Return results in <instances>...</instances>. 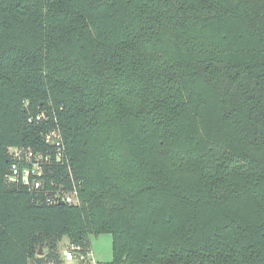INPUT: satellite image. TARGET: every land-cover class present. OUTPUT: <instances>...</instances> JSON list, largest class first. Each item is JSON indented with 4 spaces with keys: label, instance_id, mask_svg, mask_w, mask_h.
Wrapping results in <instances>:
<instances>
[{
    "label": "trees",
    "instance_id": "obj_1",
    "mask_svg": "<svg viewBox=\"0 0 264 264\" xmlns=\"http://www.w3.org/2000/svg\"><path fill=\"white\" fill-rule=\"evenodd\" d=\"M54 129L76 206L5 183ZM104 234L112 264H264V0H0V264Z\"/></svg>",
    "mask_w": 264,
    "mask_h": 264
},
{
    "label": "built area",
    "instance_id": "obj_2",
    "mask_svg": "<svg viewBox=\"0 0 264 264\" xmlns=\"http://www.w3.org/2000/svg\"><path fill=\"white\" fill-rule=\"evenodd\" d=\"M45 118L43 113L30 117L29 123L40 122ZM44 143L52 148L47 152H35L29 148L10 147L8 157L10 160L9 169L5 177L7 185H19L26 187L31 192H42L45 195L46 203L57 204L63 202L66 205L76 206L80 204L77 186L72 183L71 189L64 190L60 185L58 190L45 191L44 176L46 171L52 167H60L67 164L64 158V149L58 129L47 132L44 136ZM53 185V184H51ZM90 254L80 253L77 246H68L60 253V262L48 264H105L95 262Z\"/></svg>",
    "mask_w": 264,
    "mask_h": 264
},
{
    "label": "rangeland",
    "instance_id": "obj_3",
    "mask_svg": "<svg viewBox=\"0 0 264 264\" xmlns=\"http://www.w3.org/2000/svg\"><path fill=\"white\" fill-rule=\"evenodd\" d=\"M90 241V258L95 262H101L105 264H112L111 255V236L109 234L91 236ZM67 242V238H62L59 243V247L63 246Z\"/></svg>",
    "mask_w": 264,
    "mask_h": 264
},
{
    "label": "crops",
    "instance_id": "obj_4",
    "mask_svg": "<svg viewBox=\"0 0 264 264\" xmlns=\"http://www.w3.org/2000/svg\"><path fill=\"white\" fill-rule=\"evenodd\" d=\"M67 247H68V241H67L66 243H64L63 246L59 247V251H60V253H61V251H62L63 249H65V248H67Z\"/></svg>",
    "mask_w": 264,
    "mask_h": 264
},
{
    "label": "water",
    "instance_id": "obj_5",
    "mask_svg": "<svg viewBox=\"0 0 264 264\" xmlns=\"http://www.w3.org/2000/svg\"><path fill=\"white\" fill-rule=\"evenodd\" d=\"M57 205H64V203H63V202H59V203H57ZM41 254H42V249L39 248V253H38V255L40 256Z\"/></svg>",
    "mask_w": 264,
    "mask_h": 264
}]
</instances>
